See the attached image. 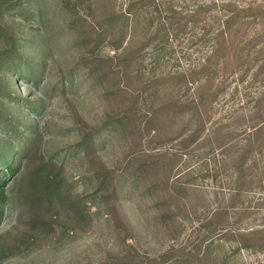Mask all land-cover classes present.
<instances>
[{
	"label": "rangeland",
	"instance_id": "rangeland-1",
	"mask_svg": "<svg viewBox=\"0 0 264 264\" xmlns=\"http://www.w3.org/2000/svg\"><path fill=\"white\" fill-rule=\"evenodd\" d=\"M74 1L0 0V264H264V0H158L119 50Z\"/></svg>",
	"mask_w": 264,
	"mask_h": 264
},
{
	"label": "trees",
	"instance_id": "trees-1",
	"mask_svg": "<svg viewBox=\"0 0 264 264\" xmlns=\"http://www.w3.org/2000/svg\"><path fill=\"white\" fill-rule=\"evenodd\" d=\"M92 2L94 7L96 6V8H100L102 4L104 8V18H102L99 23L102 26L103 30L102 34L100 32L98 33V39H101L102 36H105L109 33L111 35L115 34L116 37L111 42L118 50L122 48L128 49L129 46L135 43H140V36L142 35V33L144 38L150 41L153 39L154 34H157L161 31L162 27L164 29V26H172L174 22H177L176 15H172L169 19V22L164 19L158 18V16H161V9H158L160 5L158 0H130L127 9L123 12H118V10L116 11V0H102V3L101 0H92ZM69 3H71L70 5L74 6L75 1L72 2V0H62V4H64L65 7H69ZM148 9L153 10L149 11ZM243 9L244 8L235 7L234 11L235 13H237L243 11ZM143 17H146L149 23L146 30H144L140 25L141 21L139 19ZM234 18L235 15L229 17L226 20V24L229 26ZM223 34L224 32L222 31L220 33L222 40ZM13 52L16 53V51ZM214 54L215 51H213L206 58V61L201 65L200 68H205L207 63L209 64L210 60L213 58ZM181 77H184V75H181ZM12 165H9L7 167L8 173L13 171ZM62 170L63 167H58V164L56 162L46 163L43 161L40 166H38L37 168L35 167L33 171L29 173L26 180V186L30 187L35 184L34 182H40L44 187V195H46L48 199L57 197L61 192L60 189H62V186L67 183L64 182L61 178ZM2 182L3 179L0 176V185L2 184Z\"/></svg>",
	"mask_w": 264,
	"mask_h": 264
}]
</instances>
